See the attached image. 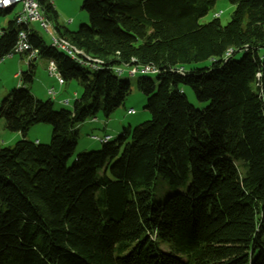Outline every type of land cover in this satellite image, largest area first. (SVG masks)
Wrapping results in <instances>:
<instances>
[{
    "label": "trees",
    "instance_id": "trees-1",
    "mask_svg": "<svg viewBox=\"0 0 264 264\" xmlns=\"http://www.w3.org/2000/svg\"><path fill=\"white\" fill-rule=\"evenodd\" d=\"M35 1L57 25L51 0ZM217 1L84 0L88 23L53 32L75 60L29 30L36 57L81 95L55 111L26 86L28 60L24 84L0 102L10 133L52 127L48 145L0 148V264H264V0H228V24H200ZM21 30L14 19L1 29L0 62ZM144 67L155 70L137 80L150 119L69 164L77 126L109 120L131 92L118 76ZM182 87L207 106L195 109ZM189 174L186 191L162 204L139 190L157 175L181 184Z\"/></svg>",
    "mask_w": 264,
    "mask_h": 264
},
{
    "label": "rangeland",
    "instance_id": "rangeland-1",
    "mask_svg": "<svg viewBox=\"0 0 264 264\" xmlns=\"http://www.w3.org/2000/svg\"><path fill=\"white\" fill-rule=\"evenodd\" d=\"M52 4L57 12V25L53 21L49 22V31L54 34V30L58 27L60 30L66 28L69 31H76L82 24L88 23V15L82 10V3L84 0H51ZM21 5L17 4L11 11H0V29L6 26L9 20L14 17ZM234 6L228 2V0H218L213 8L199 20L200 24H206L210 22L215 15H218V19L222 26H225L231 20ZM41 12V11H40ZM31 29L35 31L43 40L46 46L51 43V36L46 33L45 30L40 27L39 24L34 23L30 25ZM264 50L260 51L263 54ZM243 52H238L234 55L235 60H240ZM47 62L46 59L38 58L37 65L42 62ZM209 65L208 62L200 63L190 67L203 68ZM28 61L25 57L19 54H14L11 57H5L0 62V102L8 94L9 91L15 89L24 84L21 74L28 71ZM43 69V71L41 70ZM124 69V68H123ZM188 69V67H186ZM14 75H17L15 77ZM120 79L129 81L131 84V92L126 98L122 107L117 109L115 113L106 120L101 114H97L93 120H87L86 122L77 126V144L75 147L74 156L69 160V164L74 161V157L81 153L95 152L101 149L102 143L94 141L91 137L96 136L98 138L110 137V142L116 140L124 128L130 127L133 130L137 125L150 119L148 111L144 108L146 106V97L140 92L137 87V80L141 77L155 78L152 74H136L134 77L128 76V68L124 69V72L118 76ZM63 78V77H62ZM66 82L64 86H59L57 79L54 76L49 75L47 68H43L39 65V68L35 71V78L32 84H26L27 87H32L34 96L41 101L50 100L55 111L65 110L71 111L73 104L79 99L81 95V87L76 81H69L63 78ZM49 87L56 93L57 99H68L69 103H59L54 99L51 100L50 96L46 95L45 89ZM184 94L187 97L188 102L197 110H203L207 103H200L196 100L192 90L189 87H182ZM61 97V98H60ZM56 99V100H57ZM133 110L134 114H128V111ZM52 127L46 124L34 125L26 133L25 137L21 133H10L5 128V122L0 121V148L11 147L16 142L23 140L36 142L41 145H48L50 143ZM236 164L240 167L241 162L237 161ZM240 171L243 169L240 167ZM190 183V174L185 182L181 184H170L167 178L162 175H157L153 184L148 188H141L139 190L150 189L152 191L154 202L157 204L164 203L169 196L173 195L177 191L185 192ZM161 245V244H159ZM161 248L167 249V246Z\"/></svg>",
    "mask_w": 264,
    "mask_h": 264
},
{
    "label": "built area",
    "instance_id": "built-area-1",
    "mask_svg": "<svg viewBox=\"0 0 264 264\" xmlns=\"http://www.w3.org/2000/svg\"><path fill=\"white\" fill-rule=\"evenodd\" d=\"M5 2H16V4H20L21 9L18 12V17L19 16H30V17L34 18V23L39 24L41 27L44 28L46 33L50 34L52 43H54L55 45H59L62 50L70 53V47L65 46L62 43V39H59L54 34L50 33L49 22L45 18H43L40 10L37 8V6L35 4V0H7V1H2L0 3H5ZM14 21L16 24V19H14ZM0 34H1V29H0ZM17 47H30V45L27 42V38H22V33H20V32L18 35L17 44L14 46L12 53L9 54L7 57L13 56ZM30 53H35V56L37 55V52L35 50H32L31 47H30ZM70 54H72L73 57L76 59V54H73V53H70ZM95 64H98V62H92L90 67L94 68ZM48 71H49V74L55 75V79H57L59 84H62L64 82L60 73L54 72V66H48ZM137 71H140V70L137 69ZM129 73L135 74V72H129ZM152 73H154V72H152ZM48 95L55 98L56 93H54V91L51 89V90H48ZM68 103H69V101H67V104ZM132 112H133V110H130V111H128V114L131 115ZM94 140H105V138L94 137Z\"/></svg>",
    "mask_w": 264,
    "mask_h": 264
},
{
    "label": "bare ground",
    "instance_id": "bare-ground-1",
    "mask_svg": "<svg viewBox=\"0 0 264 264\" xmlns=\"http://www.w3.org/2000/svg\"><path fill=\"white\" fill-rule=\"evenodd\" d=\"M2 1H7V0H0V2H2ZM35 4H36L37 8L40 10L39 5L36 1H35ZM16 5H17L16 2L0 3V11L1 10H7V11L12 10ZM217 17H218V15H215V18H217ZM14 19H16V25L22 28V30L20 31V33H22V38H27V36L29 34V30H30L29 27L31 24H34V18H32L30 16H19L18 17V13H17L15 15ZM62 43L65 46L70 47V53L77 54L76 50L73 47H71L66 41L62 40ZM51 45L54 48L58 49L59 51H62L63 53H65L71 59L75 60V58L73 57L72 54L62 50L59 45H55L54 43H52V41H51ZM26 53H28V59L35 57V53H30V47H17L14 54L25 55ZM94 62H97V61H94ZM48 66H54V72L59 73L57 71V68H56L54 62H49ZM139 70L140 71H137L136 68H130L128 70V76L134 77L136 74L146 75V74H151L152 72H155V70L148 68V67H144V68H141ZM129 72H135V74L129 73ZM117 73L119 75L120 71H118ZM49 75L55 77L54 74H49ZM50 97H51V99H54V97H52V96H50ZM64 104H67V101H65ZM133 114H134V111L131 113V115H133ZM103 138H105V140H97V141H99L102 144H105V143L110 141V137H103ZM92 139L94 140V137Z\"/></svg>",
    "mask_w": 264,
    "mask_h": 264
},
{
    "label": "crops",
    "instance_id": "crops-1",
    "mask_svg": "<svg viewBox=\"0 0 264 264\" xmlns=\"http://www.w3.org/2000/svg\"><path fill=\"white\" fill-rule=\"evenodd\" d=\"M14 18H15V16L12 17L11 20H13ZM9 21H10V20H9ZM3 28H5V27H3ZM3 28H2V29H3ZM29 29H30L31 31H33V30L31 29V27H29ZM25 58H26V60L28 61V57H25ZM31 62L35 64V66H34V67H35V71H36L37 68H39V65L42 66V67L45 68V69L47 68V70H48V64H49L48 61H47V62H46V61H45V62H42V63H40L39 65H37L36 62H38V58H37V57H33V58L31 59ZM41 70L43 71V69H41ZM14 76L17 77V75H14ZM34 78H35V76H34ZM34 78H33V79H34ZM57 83H58V81H57ZM65 84H66L65 81H64L62 84H59V83H58V85H59L60 87H61V86H64ZM20 87H21V86H20ZM17 88H18V86H17ZM48 90H51V89H50L49 87H47V88L45 89V92H46V95H47V96H49V95H48ZM29 91L34 95L31 86L29 87ZM60 98H61V97H60ZM56 99H57V97H56L54 100H55V101H58L59 103H64L66 100L68 101V99H57V100H56Z\"/></svg>",
    "mask_w": 264,
    "mask_h": 264
}]
</instances>
